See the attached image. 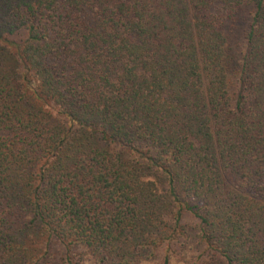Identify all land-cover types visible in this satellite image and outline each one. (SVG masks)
<instances>
[{"label":"trees","instance_id":"trees-1","mask_svg":"<svg viewBox=\"0 0 264 264\" xmlns=\"http://www.w3.org/2000/svg\"><path fill=\"white\" fill-rule=\"evenodd\" d=\"M193 245L264 264V0H0V264Z\"/></svg>","mask_w":264,"mask_h":264},{"label":"rangeland","instance_id":"rangeland-1","mask_svg":"<svg viewBox=\"0 0 264 264\" xmlns=\"http://www.w3.org/2000/svg\"><path fill=\"white\" fill-rule=\"evenodd\" d=\"M249 9H240L236 12V15L231 18V20H227L226 23L224 22V28L226 32L229 34V50H230V60H232L233 66L235 64V59L239 56L244 44V35L248 26L249 22ZM24 37V33H19L14 36H12V39L15 41L21 40V38ZM233 56V57H232ZM232 57V59H231ZM238 60V58H237ZM229 66H231V61L229 63ZM231 66V68L233 67ZM183 222H187V224L195 225L196 224V219L193 218L190 215H185L183 218ZM191 244V242L189 243ZM177 252L178 246H176ZM174 248V250H175ZM53 253H55L57 256L60 255V250L61 247L59 245L53 246L52 248ZM199 254V249L198 247H193L189 248L184 254H175L172 253L169 263L168 264H187V262L193 261L196 256ZM159 258V257H158ZM143 264H162L161 259H155V260H150V261H144Z\"/></svg>","mask_w":264,"mask_h":264}]
</instances>
